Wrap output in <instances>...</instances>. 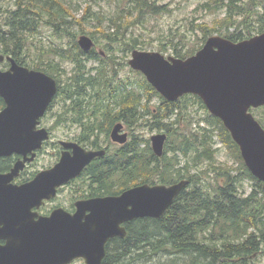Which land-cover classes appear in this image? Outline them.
Here are the masks:
<instances>
[{
    "label": "trees",
    "instance_id": "obj_1",
    "mask_svg": "<svg viewBox=\"0 0 264 264\" xmlns=\"http://www.w3.org/2000/svg\"><path fill=\"white\" fill-rule=\"evenodd\" d=\"M2 1L0 55L11 56L17 63L44 71L56 80L57 92L51 105L57 97L62 98L70 114L67 119L81 128L80 140L95 146L99 134L108 136L117 121L133 126L146 114H151L147 120L150 129L166 134L161 156L152 151L150 138L132 135L117 150L92 162L81 184L87 190L83 188L80 197H86L85 193L117 194L141 183L169 185L188 180L161 218L142 217L126 223V236L107 243L101 264H130L157 255L166 258L165 264H249L256 255L264 253V182L247 169L238 145L221 120L209 113L197 95L184 94L175 101L164 99L139 71L131 70L137 77V88L127 80L117 79L126 64L125 57L137 47L136 42L124 39V32L133 21L131 15L136 13L134 19H143L146 15L167 12L163 0H128L127 6L109 17L93 11V0H85L81 15H77L72 2L67 0H13L7 7L2 6ZM249 1L254 2L207 0L202 5L209 10L224 8L227 26L233 24V14L243 15L234 31L219 35L237 42L264 32V1L260 2L261 11L254 13L257 27L248 22L251 14L245 5ZM106 21L109 23L104 26ZM44 28L60 40L68 39L67 45L60 44L40 53L41 58L44 53H52L71 62L73 72L66 81L60 78L55 60H28L33 47L42 50L33 42ZM196 28L202 32L200 43L190 48L174 46V57L184 59L193 55L217 30L203 24ZM97 32H101L106 43H99ZM80 34H87L94 41L93 48L87 52L77 44ZM115 42L123 46L124 62L111 52ZM90 60H97L98 64L88 69L86 62ZM153 96L159 97L160 103L150 109L147 105ZM188 102L205 110L206 117L194 122L186 111ZM4 105L0 97V110ZM258 109L264 113V105L249 111L253 114ZM262 114L257 121L264 128ZM214 132L235 157L234 174L209 161L215 153ZM203 160L209 161L212 169L193 172L192 168ZM11 161L9 157L0 159V171L8 170ZM207 171H214L215 176L205 179L203 173ZM244 181L252 182L249 192L244 190Z\"/></svg>",
    "mask_w": 264,
    "mask_h": 264
},
{
    "label": "water",
    "instance_id": "obj_2",
    "mask_svg": "<svg viewBox=\"0 0 264 264\" xmlns=\"http://www.w3.org/2000/svg\"><path fill=\"white\" fill-rule=\"evenodd\" d=\"M77 44L87 52L94 41L80 34ZM3 59L9 66L0 67V97L5 103L0 110V157L17 154L23 158L9 171L0 172V238L7 239L0 246V264H68L76 258L85 264H101L109 238H124V224L133 219L161 218L188 180L136 184L118 195L77 200L72 214L56 208L35 219L32 207L54 197L59 186L104 150H85L76 142L61 140L65 150L57 163L26 183H12L33 151L49 139V131L38 126L57 92V83L46 72L21 65L11 56L0 55V62ZM128 65L168 101L184 94L200 97L229 131L247 169L264 182V128L249 111L264 105V32L237 42L212 35L184 59L134 49ZM121 127L115 124L110 137L125 143L127 134L119 132ZM165 140V133L150 136L155 155H162Z\"/></svg>",
    "mask_w": 264,
    "mask_h": 264
},
{
    "label": "rangeland",
    "instance_id": "obj_3",
    "mask_svg": "<svg viewBox=\"0 0 264 264\" xmlns=\"http://www.w3.org/2000/svg\"><path fill=\"white\" fill-rule=\"evenodd\" d=\"M207 0H163L162 4L166 6L168 9L167 12L160 13L158 15H146L143 19H134L136 13L132 14L130 20L132 24H130L126 31L124 32V39L130 42H136L137 47L135 49L143 50V51H158L165 56H174L173 55V47H181L183 45L186 48H190L191 46H195L197 43L201 41L202 32L197 29L198 24L207 25L209 28H216L217 30L212 33V35H220L225 33L226 31H234L235 24H239L242 19V14H233L232 21L233 24L227 26L224 22L225 17V9L220 8L218 10H209L208 6H203L202 4ZM248 1V0H246ZM264 0H254L249 1L248 4L245 2V7L248 8L249 14H251L248 22H250V26L257 27L258 22L256 21V15L254 13L261 11V4ZM67 2H72L74 7L76 8L77 15H81L83 13V9L86 5L85 0H67ZM13 0H3L2 6L7 7L11 6ZM93 4V11H97L105 16H113L121 8L125 5H128V0H93L91 1ZM109 21L104 22V26L108 24ZM92 22L89 23V26H92ZM241 27V26H240ZM195 28V29H193ZM113 31V29H111ZM97 37L99 43H106L101 32H97ZM33 44L37 47H42V50H37L35 47L31 50V53L28 58L29 61H37L43 59L47 61L49 58L55 60L54 63L59 66V76L62 81H66L69 79L73 72V66L69 60L62 59L58 55H54L52 53H44L43 58L40 57V53L43 50L50 49L51 47H55L57 45H67L68 39L64 38L60 40L56 36H52L50 34V30L44 28L42 33L34 39ZM113 54L118 56V61L124 62L122 60L125 57V52L122 49L123 46L121 43H113ZM100 46H96V50H100ZM159 48H165V51H160ZM131 52V51H130ZM125 57V66L123 69L117 74L124 81L131 82V86L137 88L138 85L136 83V76L131 71L133 69L128 65V59L130 58V53ZM40 57V58H39ZM98 64L97 60H90L86 62L87 68L95 67ZM2 69L8 68V63L6 61L1 63ZM94 71V70H93ZM94 73V72H92ZM61 97H57L55 102L46 112L45 116L42 118L41 123L50 129V137L47 141L44 142L43 148L45 151L42 152L41 160L39 161L37 167H42L44 164H52L54 161L53 153H55V149L59 148L60 140H69L77 137L80 133V127L77 124L71 123L67 118H69L70 114L68 111H64L65 107H62ZM160 103V98L157 96H153L148 103V107L150 109H155ZM186 111L191 114V118L195 121L204 119L206 117L205 110L199 108L197 104H192L191 102L187 103ZM263 110L258 109L253 112L256 119L261 117ZM264 115V113L262 114ZM60 118V120H58ZM151 118V114H146L144 118L139 119L136 124L133 126L126 125L125 129L129 132V141L132 138V135H135L137 138L142 136L143 138H150L151 135L158 133L157 130H152L149 127V122L147 121ZM135 123V122H134ZM203 123V122H201ZM105 136H101L102 143H106L107 139L103 142ZM213 148L215 149L214 158L209 161H214V166L225 167L227 170H230L233 174L237 171V163L235 162V157L227 149V147L222 143L220 138L217 136L216 132H214L213 137ZM207 160H203L199 162L196 167H193L192 171H205V168L212 169V165ZM208 173V174H207ZM215 176L214 171H207L203 173V177L205 179H212ZM82 180L75 182L74 184L68 185L63 188L56 199L51 203V205L61 204L65 207H70L74 200V194L79 193L84 187H81ZM252 182L244 181L243 187L246 192L251 190ZM78 196V194H77ZM50 206V205H49ZM166 258L157 255L144 259H137L132 261L130 264H165L164 260ZM71 264H85L83 259H77ZM249 264H264V253L256 255L252 259V263Z\"/></svg>",
    "mask_w": 264,
    "mask_h": 264
},
{
    "label": "flooded vegetation",
    "instance_id": "obj_4",
    "mask_svg": "<svg viewBox=\"0 0 264 264\" xmlns=\"http://www.w3.org/2000/svg\"><path fill=\"white\" fill-rule=\"evenodd\" d=\"M6 61V59H3L1 62H0V67H1V63ZM7 62V61H6ZM8 66H9V63H8ZM2 68V67H1ZM5 70V69H3ZM60 97V96H59ZM52 103V102H51ZM50 103V105H51ZM62 104V107L64 108V102L62 101V98H61V102ZM47 108L46 112L49 110V108L52 106H50ZM64 111H66V109H64ZM45 112V114H46ZM45 114L41 117L40 119V124L38 126V128H41V127H44L46 128L48 131H49V135L51 133L50 129L45 127L42 123H41V120L42 118L45 116ZM59 120V119H58ZM117 123H121L122 127L120 129V133H126L127 134V139H126V142L127 143L129 141V132L125 129V124L123 121H117L115 124ZM114 124V125H115ZM113 125V126H114ZM112 126V128H113ZM80 127V126H79ZM111 128V130H112ZM110 130V132H111ZM110 132L108 134V136H106L105 134H99V137H98V142L95 146H92L91 144H89L88 142L86 141H82L80 140L81 138L80 137V134H81V128H80V133L77 135V137H74L73 139H67L65 141H72V142H76L79 146H81L83 149L85 150H99V149H103L104 150V154L101 155V156H96L94 157L87 165L84 166V168L81 170V172L74 178L70 179L69 181L65 182L64 184H62L61 186H59L56 190V195L54 197H51L49 199H43L42 200V204H40L39 207H32V212L36 213V215L34 216L35 219H38L39 216H48L52 210L56 209V208H63L64 210H66L68 213H74L75 211V205L74 203L77 201V200H81V199H87V198H91V197H97V196H107V195H118L120 193H117V194H106V195H90L89 193H85L86 197H80V191L77 196V194H74V200L72 202V205L70 207H65L61 204H55V205H51V203L56 199L57 195L59 194V192L67 187L68 185L70 186L71 184H74L75 182L79 181V180H83V178H85V173H86V170L88 168V166L96 161L97 159L105 156L106 154H110L111 152L117 150L118 147L124 145L125 143H119V142H116V141H113L110 137ZM101 136H105V138L103 139V142L107 139V142L106 143H102V139H101ZM135 137V135H133ZM50 137V136H49ZM137 138V137H136ZM61 141V140H60ZM60 141H59V145H60ZM43 146V145H42ZM55 153H53V157H54V161L52 162V164H44L42 165V167H37L39 161L41 160V156H42V152L45 151V148L41 147L39 149H36L34 150L33 152L35 153L34 156L32 157L31 160L27 161L25 163V166L24 168L19 172L18 176H16L13 180H12V183L14 184H22V183H26L30 180H32L34 178V176L40 172V171H43V170H46L48 168H51L55 163H57L61 157V154L62 152L65 150L61 145L59 146L58 149H55ZM70 153H72V148H68L67 149ZM32 152V153H33ZM4 157H9L12 159L11 161V166L8 170L6 171H0V172H7L11 169V167L13 166V164L18 160V159H22L23 157L21 155H17V154H12L10 156H4ZM4 157H0V159L4 158ZM27 157H31V153H28L27 154ZM134 186V185H133ZM83 187V186H81ZM132 187V186H131ZM84 188L87 190V186ZM125 190V189H124ZM50 205V206H49ZM134 220V219H133ZM132 221V220H131ZM130 222V221H129ZM128 223V222H126ZM126 223L124 224L125 225V228H126ZM121 238L120 236H114L112 238H109L105 244V247L107 245V243H110L112 240H114L115 238ZM122 239V238H121ZM7 242V239L6 238H0V246H3L5 245ZM105 255V254H104ZM77 259H82V258H76L74 259L72 262H74L75 260ZM72 262L68 263V264H71ZM102 263V262H101Z\"/></svg>",
    "mask_w": 264,
    "mask_h": 264
},
{
    "label": "bare ground",
    "instance_id": "obj_5",
    "mask_svg": "<svg viewBox=\"0 0 264 264\" xmlns=\"http://www.w3.org/2000/svg\"><path fill=\"white\" fill-rule=\"evenodd\" d=\"M127 46V45H126ZM150 141V140H149Z\"/></svg>",
    "mask_w": 264,
    "mask_h": 264
}]
</instances>
